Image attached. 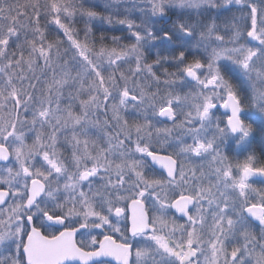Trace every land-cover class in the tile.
Returning a JSON list of instances; mask_svg holds the SVG:
<instances>
[{"label":"snow or ice","instance_id":"6c2138e0","mask_svg":"<svg viewBox=\"0 0 264 264\" xmlns=\"http://www.w3.org/2000/svg\"><path fill=\"white\" fill-rule=\"evenodd\" d=\"M0 264H264V0H0Z\"/></svg>","mask_w":264,"mask_h":264}]
</instances>
